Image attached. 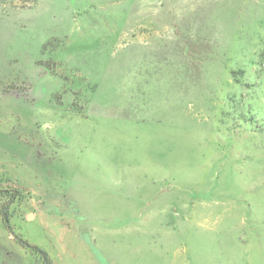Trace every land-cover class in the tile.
I'll list each match as a JSON object with an SVG mask.
<instances>
[{
  "label": "rangeland",
  "instance_id": "obj_1",
  "mask_svg": "<svg viewBox=\"0 0 264 264\" xmlns=\"http://www.w3.org/2000/svg\"><path fill=\"white\" fill-rule=\"evenodd\" d=\"M264 264V0H0V264Z\"/></svg>",
  "mask_w": 264,
  "mask_h": 264
},
{
  "label": "trees",
  "instance_id": "obj_2",
  "mask_svg": "<svg viewBox=\"0 0 264 264\" xmlns=\"http://www.w3.org/2000/svg\"><path fill=\"white\" fill-rule=\"evenodd\" d=\"M1 212H2L3 221L6 225V227L9 228V230L16 235L17 240L22 245L27 246V247L31 248L37 254H40L42 259L45 261L46 264H52L51 258L49 257L48 253L44 249H42L41 247H39L37 245L30 244L26 239L23 238V236L21 234H17L15 232L14 227H13L12 222H11V215H10L8 209L2 208Z\"/></svg>",
  "mask_w": 264,
  "mask_h": 264
}]
</instances>
